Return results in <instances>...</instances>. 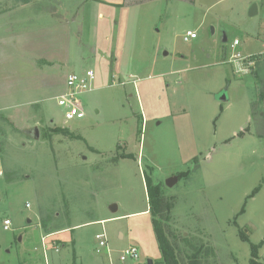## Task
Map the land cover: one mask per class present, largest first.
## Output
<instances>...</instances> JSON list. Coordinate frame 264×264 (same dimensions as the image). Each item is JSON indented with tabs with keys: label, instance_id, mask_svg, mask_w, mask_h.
Listing matches in <instances>:
<instances>
[{
	"label": "rangeland",
	"instance_id": "374dc122",
	"mask_svg": "<svg viewBox=\"0 0 264 264\" xmlns=\"http://www.w3.org/2000/svg\"><path fill=\"white\" fill-rule=\"evenodd\" d=\"M119 1L0 0V264H164L149 179L201 264H251L252 245L264 264V0ZM86 70V117L65 122Z\"/></svg>",
	"mask_w": 264,
	"mask_h": 264
},
{
	"label": "trees",
	"instance_id": "16d2710c",
	"mask_svg": "<svg viewBox=\"0 0 264 264\" xmlns=\"http://www.w3.org/2000/svg\"><path fill=\"white\" fill-rule=\"evenodd\" d=\"M182 175L180 174V178ZM150 214L153 219L154 230L159 242L160 250L164 264H201L202 253L205 246L193 248L190 239L181 236L184 246L178 244V237L168 227L172 218L171 213L174 208V203L166 198L162 187L159 184H152L150 179L147 180ZM259 190V189H257ZM256 190V191H257ZM247 241V238H244ZM261 245H252L251 264L255 263V258L258 255V248ZM212 250L207 249L206 253H211Z\"/></svg>",
	"mask_w": 264,
	"mask_h": 264
},
{
	"label": "built area",
	"instance_id": "2783aa9c",
	"mask_svg": "<svg viewBox=\"0 0 264 264\" xmlns=\"http://www.w3.org/2000/svg\"><path fill=\"white\" fill-rule=\"evenodd\" d=\"M198 38L197 32L187 31L184 36L185 42H190ZM238 40H235L232 44V49L239 46ZM229 63L232 65L236 73H245L248 68L253 65L252 58H245L240 53L233 55L230 58ZM96 80L95 73L91 70H86L82 74L69 73L66 77V91L57 97L59 107L64 109L65 122L74 120H83L86 117V112L84 111L83 105L80 100V96L84 93L93 91V84ZM12 222L7 219L4 222V230H11ZM99 240V250L101 253L104 248L108 246L105 234H100L97 236ZM132 258L138 260V250L136 248H130L121 256L120 260L125 262L127 258Z\"/></svg>",
	"mask_w": 264,
	"mask_h": 264
},
{
	"label": "water",
	"instance_id": "95a60500",
	"mask_svg": "<svg viewBox=\"0 0 264 264\" xmlns=\"http://www.w3.org/2000/svg\"><path fill=\"white\" fill-rule=\"evenodd\" d=\"M256 7L254 6L251 10V16H254L256 14ZM227 41V38L225 37L224 38V42ZM168 53L165 52L164 53V56H167ZM220 100L223 101V102H226L227 101V96L226 94H222L220 95ZM27 135L30 136L31 138L35 139V140H40L41 138V133H40V130L38 127H34L30 130H28L27 132ZM180 179V175H177V176H173L171 178H169L167 181H166V186L169 187V188H172L173 186H175V184H177V182L179 181ZM110 210L111 212L115 213L116 210H117V207L115 205H111L110 206ZM147 264H154V262L152 260H147Z\"/></svg>",
	"mask_w": 264,
	"mask_h": 264
},
{
	"label": "crops",
	"instance_id": "0c3cea01",
	"mask_svg": "<svg viewBox=\"0 0 264 264\" xmlns=\"http://www.w3.org/2000/svg\"><path fill=\"white\" fill-rule=\"evenodd\" d=\"M93 1H96V2L99 1L101 3L109 4V5H112V6H115V7H117L118 5H120V1L119 0H93ZM159 1L160 0H146V3L159 2ZM99 19L100 20H104L105 19V16L102 13H99Z\"/></svg>",
	"mask_w": 264,
	"mask_h": 264
}]
</instances>
